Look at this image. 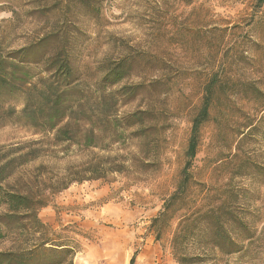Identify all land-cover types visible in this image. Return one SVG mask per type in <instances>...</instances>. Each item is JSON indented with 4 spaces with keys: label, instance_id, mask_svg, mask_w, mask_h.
<instances>
[{
    "label": "rangeland",
    "instance_id": "374dc122",
    "mask_svg": "<svg viewBox=\"0 0 264 264\" xmlns=\"http://www.w3.org/2000/svg\"><path fill=\"white\" fill-rule=\"evenodd\" d=\"M46 35L49 40L40 56L55 53V46L65 40L75 85L96 86V104L102 102L103 88L108 93L129 85L136 91L112 102L108 124L96 118L100 156L119 154L117 164L140 149L151 155L154 134L117 137L120 134L112 136L114 126L121 125L126 112L148 106L165 110L169 127L161 133L158 163L136 173L110 174L102 181L109 193L100 202L109 200L113 209L141 211L140 222L162 209L180 180L205 85L213 75L231 78L216 88L210 119L201 128L186 209L210 211L213 221L206 227L215 228L213 209L220 207L224 222L219 227L243 248L217 260L209 256L202 264H264V101L245 98V90L264 92V6L256 10L253 0H0V53ZM121 60L129 61L128 73L116 84H105L103 75ZM28 71L31 81L52 76L36 64ZM7 104L20 109L24 99L18 94ZM249 121L253 125L247 128ZM36 141L41 142L38 156L21 173L53 177L83 160L76 146L66 153L51 134L0 117V147ZM97 184L92 180L71 184L48 206L62 195L94 191ZM89 208L96 209V199L70 204L66 210ZM183 213L164 229L167 245ZM208 244L198 236L188 242V252L198 255ZM7 247L8 241L0 242V249Z\"/></svg>",
    "mask_w": 264,
    "mask_h": 264
},
{
    "label": "trees",
    "instance_id": "16d2710c",
    "mask_svg": "<svg viewBox=\"0 0 264 264\" xmlns=\"http://www.w3.org/2000/svg\"><path fill=\"white\" fill-rule=\"evenodd\" d=\"M253 6L256 10L262 8L264 0H253ZM48 40L46 35L8 53H0V117H7L11 123H20L42 134H51L54 143L65 146L66 153L76 146L83 160L68 166L62 173L43 178V175L34 176L20 171L37 158L40 141L0 147V242L9 243V247L0 249V264H74L78 243L72 236L64 235L70 231L69 226L60 231L54 230L41 220L39 210L48 206L53 196L71 184L104 180L110 174L136 173L156 165L163 139L161 133L169 127L163 109L148 106L126 112L121 125L114 126L112 136L117 133L120 134L117 137L126 133L154 134L151 155L145 156L140 149L131 152L130 159L122 158L117 164L114 159H119V154L113 157L100 156L96 152V118L99 116L101 118L98 121L103 125L108 124V113L114 108L112 102L120 97L127 99L136 91L129 85H122L108 93L103 88L100 89L102 102L96 104V86L75 85L77 78L66 56L65 40L61 39L60 45L55 46V53L40 56ZM32 64L42 66L52 76L31 81L28 67ZM130 66L129 61L121 60L107 69L102 81L109 85L118 83L128 73ZM230 80L225 74L213 75L205 85L201 106L192 119L187 160L180 180L174 191L164 199L162 209L151 222L156 239L163 241L164 229L177 214L184 212L170 241L173 257L178 264H202L209 256L217 260L219 255L230 256L243 252L242 247L233 243L235 239L219 227L224 222L220 207L213 209V217L218 224L215 228L206 227L213 221L209 218L212 216L210 211L186 209L192 181V161L197 153L201 128L210 119L216 88ZM18 94L24 99L20 109L7 104ZM245 95L248 101H264V92L257 88L251 93L245 90ZM76 98L77 101H73ZM261 111H264V106H261ZM252 125L249 121L247 128ZM18 171L20 177L13 179ZM202 226L204 228L201 231ZM196 230L201 235H196ZM198 236L211 245L201 249L198 255H192L187 245ZM248 237L251 238V235Z\"/></svg>",
    "mask_w": 264,
    "mask_h": 264
},
{
    "label": "crops",
    "instance_id": "0c3cea01",
    "mask_svg": "<svg viewBox=\"0 0 264 264\" xmlns=\"http://www.w3.org/2000/svg\"><path fill=\"white\" fill-rule=\"evenodd\" d=\"M93 181L98 182L94 191L62 195L54 206H46L39 213L41 220L56 231L69 226L78 243L74 264H178L170 243L158 241L151 227L159 211L140 222L141 211L113 209L109 200L100 202L109 189L103 180ZM95 199V210H66L70 204L83 205Z\"/></svg>",
    "mask_w": 264,
    "mask_h": 264
}]
</instances>
